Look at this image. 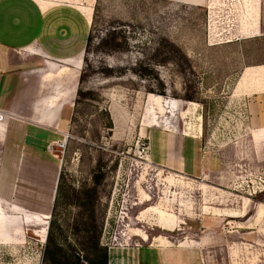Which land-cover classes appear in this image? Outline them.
<instances>
[{"label": "rangeland", "instance_id": "1", "mask_svg": "<svg viewBox=\"0 0 264 264\" xmlns=\"http://www.w3.org/2000/svg\"><path fill=\"white\" fill-rule=\"evenodd\" d=\"M90 2L93 67L73 112L40 136L45 144L35 154L43 162L28 166L24 147L22 179L0 182L8 215L0 264L44 263L42 229L54 209L55 243L81 256L84 223L93 215L112 255L140 248L154 264H264V135L258 143L252 137L264 95V0L233 10L229 0H212L210 8L179 0ZM165 129L200 138L196 174L151 162V144ZM59 140L66 146L56 156L48 145ZM15 202L50 218L37 224ZM153 205L175 215L177 228H158L156 210L140 219ZM138 228L151 240L134 235Z\"/></svg>", "mask_w": 264, "mask_h": 264}, {"label": "crops", "instance_id": "2", "mask_svg": "<svg viewBox=\"0 0 264 264\" xmlns=\"http://www.w3.org/2000/svg\"><path fill=\"white\" fill-rule=\"evenodd\" d=\"M179 1L210 8L212 0ZM242 3L244 0H229V8L244 9ZM90 7V0H0V107L13 114L0 131L1 185L22 179L20 153L24 147L30 148L28 166L34 164V160L43 162L41 155L35 154V147L43 144L42 138L49 135L46 130L64 126L72 114L90 35ZM239 16L241 14H231L233 19ZM151 96L162 98L153 93ZM253 119L258 128L252 137L258 143L264 135V95ZM200 130L202 132V128ZM160 135L151 144V162L167 170L196 174L203 165L200 138L171 129L163 130ZM55 165L58 183L60 165L57 162ZM4 200L0 195V227L8 220V215H3ZM13 205L34 215L39 221L37 224L50 218V213L30 210L16 202ZM150 210L158 213L155 223L158 228L164 231L177 228V217L154 205L143 209L140 219ZM42 231L45 242L48 227L43 226ZM134 235L143 241L151 240L140 228ZM151 247L150 250L159 253V249ZM138 250L129 256L115 251L109 254V264H154L149 256L148 261L142 256L140 248ZM160 264H163L162 259Z\"/></svg>", "mask_w": 264, "mask_h": 264}, {"label": "trees", "instance_id": "3", "mask_svg": "<svg viewBox=\"0 0 264 264\" xmlns=\"http://www.w3.org/2000/svg\"><path fill=\"white\" fill-rule=\"evenodd\" d=\"M94 23V21L92 22ZM93 26V24H92ZM93 44V38L91 33L88 38L87 47L85 50L84 67L81 74V81L86 75L85 73L93 67V63L90 62L88 54L90 47ZM118 45V44H116ZM82 93V90H78V94ZM61 175V174H60ZM61 178V177H60ZM58 187V186H57ZM56 207V206H55ZM55 209L51 214V220L48 226L46 247L44 251V263L43 264H83L82 259H85V264H109V252L106 246L101 245L99 232L95 229L94 216L85 222L84 231L85 234V254L81 256L74 247H64L61 244L55 243L54 237V225H55Z\"/></svg>", "mask_w": 264, "mask_h": 264}, {"label": "built area", "instance_id": "4", "mask_svg": "<svg viewBox=\"0 0 264 264\" xmlns=\"http://www.w3.org/2000/svg\"><path fill=\"white\" fill-rule=\"evenodd\" d=\"M11 115L13 114L8 112L6 109L0 107V131L4 129L5 123L11 117ZM65 146H66V140L52 141L48 145V149L52 154L57 156L58 154H55L56 151L64 148Z\"/></svg>", "mask_w": 264, "mask_h": 264}]
</instances>
